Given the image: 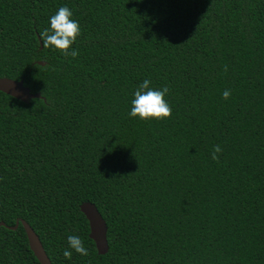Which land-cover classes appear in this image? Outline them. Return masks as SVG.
I'll return each mask as SVG.
<instances>
[{
    "label": "trees",
    "instance_id": "1",
    "mask_svg": "<svg viewBox=\"0 0 264 264\" xmlns=\"http://www.w3.org/2000/svg\"><path fill=\"white\" fill-rule=\"evenodd\" d=\"M62 6L75 59L40 36ZM0 78L40 95L0 91V264H40L22 221L51 264H264V0H0ZM145 79L170 118L129 115Z\"/></svg>",
    "mask_w": 264,
    "mask_h": 264
},
{
    "label": "clouds",
    "instance_id": "2",
    "mask_svg": "<svg viewBox=\"0 0 264 264\" xmlns=\"http://www.w3.org/2000/svg\"><path fill=\"white\" fill-rule=\"evenodd\" d=\"M81 26L78 21L73 19V12L67 6H62L50 18V28L44 29L40 36L43 40L44 47H54L63 53L65 57L73 59L79 56V51L73 49L72 45L81 35ZM227 71V66H225ZM151 81L149 79L137 87L132 100V107L129 115L131 117H139L143 120L156 119L162 120L170 118L172 114V107L166 100L169 93L167 86L162 89H153L150 87ZM225 100L231 96V90L226 89L222 93ZM223 149L216 145L212 150V159L219 160V153ZM69 249L75 250L83 256H87L88 249L84 246L83 240L77 235H69L68 238ZM65 249L63 255L66 259H72V251Z\"/></svg>",
    "mask_w": 264,
    "mask_h": 264
},
{
    "label": "water",
    "instance_id": "3",
    "mask_svg": "<svg viewBox=\"0 0 264 264\" xmlns=\"http://www.w3.org/2000/svg\"><path fill=\"white\" fill-rule=\"evenodd\" d=\"M41 47L42 44L40 43V48ZM0 91L23 102H27L31 98L40 96L39 94L30 93V90L23 86L22 81L16 82L6 78H0ZM79 209L88 221L89 238L94 242L97 254L105 255L108 251V243L106 239L107 226L104 219L98 212L96 206L90 202H83L79 206ZM21 223L29 240L31 250L38 262L40 264H51L33 230L25 221H22ZM10 228L15 229L16 226Z\"/></svg>",
    "mask_w": 264,
    "mask_h": 264
}]
</instances>
